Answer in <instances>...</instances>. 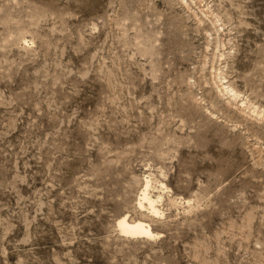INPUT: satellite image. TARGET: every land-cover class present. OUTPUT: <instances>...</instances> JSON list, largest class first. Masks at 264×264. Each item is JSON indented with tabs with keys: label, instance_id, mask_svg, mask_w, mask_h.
<instances>
[{
	"label": "rangeland",
	"instance_id": "rangeland-1",
	"mask_svg": "<svg viewBox=\"0 0 264 264\" xmlns=\"http://www.w3.org/2000/svg\"><path fill=\"white\" fill-rule=\"evenodd\" d=\"M0 264H264V0H0Z\"/></svg>",
	"mask_w": 264,
	"mask_h": 264
},
{
	"label": "bare ground",
	"instance_id": "bare-ground-1",
	"mask_svg": "<svg viewBox=\"0 0 264 264\" xmlns=\"http://www.w3.org/2000/svg\"><path fill=\"white\" fill-rule=\"evenodd\" d=\"M220 56L222 57L223 54H221ZM215 74L217 79V82L215 83H218L217 88L219 89L217 90L221 93L224 92V95H228V97L232 98L233 100H237L240 95L234 88L231 87V85L226 84V76H224L222 70L220 69L218 73ZM245 103L246 102H243L242 105H245ZM144 178L145 179L143 187L142 189H140V193L138 194V197L135 202L136 208L141 211L142 214L146 212L148 214V216L146 217L150 216L153 218L160 219L164 216V211L161 208V204L162 202H164V193L168 190V187L162 182H155V180L150 176H146ZM155 190H159V192L157 194H154ZM178 200L179 199H177V201ZM185 203L189 205L190 200H186ZM131 215L129 213H124L116 221V229H118L121 236L128 239H151L157 236H161V234L156 233L153 230L151 224L153 218H149V220H147L146 217L143 216L132 217Z\"/></svg>",
	"mask_w": 264,
	"mask_h": 264
}]
</instances>
